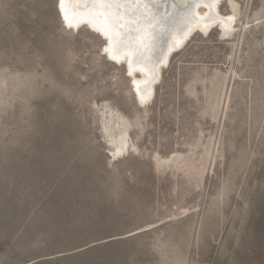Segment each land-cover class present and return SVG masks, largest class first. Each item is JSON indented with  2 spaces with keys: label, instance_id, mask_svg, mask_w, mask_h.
Listing matches in <instances>:
<instances>
[{
  "label": "rangeland",
  "instance_id": "obj_1",
  "mask_svg": "<svg viewBox=\"0 0 264 264\" xmlns=\"http://www.w3.org/2000/svg\"><path fill=\"white\" fill-rule=\"evenodd\" d=\"M234 2L141 106L58 0H0V264H264V0Z\"/></svg>",
  "mask_w": 264,
  "mask_h": 264
},
{
  "label": "bare ground",
  "instance_id": "obj_2",
  "mask_svg": "<svg viewBox=\"0 0 264 264\" xmlns=\"http://www.w3.org/2000/svg\"><path fill=\"white\" fill-rule=\"evenodd\" d=\"M226 1L58 0L57 6L68 27L86 26L106 41L105 55L126 67L140 105L147 106L173 55L194 34L218 29L226 38L236 31L237 6L232 0V11L223 14Z\"/></svg>",
  "mask_w": 264,
  "mask_h": 264
},
{
  "label": "snow or ice",
  "instance_id": "obj_3",
  "mask_svg": "<svg viewBox=\"0 0 264 264\" xmlns=\"http://www.w3.org/2000/svg\"><path fill=\"white\" fill-rule=\"evenodd\" d=\"M60 3H61V4H64V3H65V0H60Z\"/></svg>",
  "mask_w": 264,
  "mask_h": 264
}]
</instances>
